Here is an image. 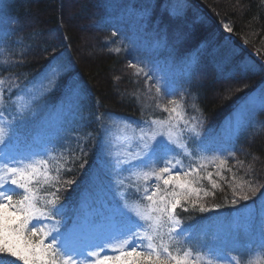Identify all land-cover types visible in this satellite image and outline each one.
Here are the masks:
<instances>
[{
  "label": "snow or ice",
  "instance_id": "6c2138e0",
  "mask_svg": "<svg viewBox=\"0 0 264 264\" xmlns=\"http://www.w3.org/2000/svg\"><path fill=\"white\" fill-rule=\"evenodd\" d=\"M149 8L148 4L143 6V19L148 18ZM173 14H178L175 9ZM225 28L233 31L227 25ZM111 37L120 39L119 46L110 52L135 54L127 68L134 70L137 78L143 77L148 98H170L171 107L157 105L169 114L168 119L130 125L133 135L128 137V147L134 149V155L123 160L111 152L109 129L97 115V136L89 133L74 148L61 147L60 159H56L53 152L59 127L30 138L22 137L16 127L34 119L37 106L46 107L40 102L55 90L67 68L54 64L39 78L29 80L31 87L22 86L21 74L13 71L23 63L22 52L15 50L21 42H10L9 33L0 28V107L15 109L11 120L0 110V264H244L245 257L247 264H264V200L258 214L241 204L264 189V182L237 180L235 173L231 179L225 178L221 169H233L219 153L226 152L235 159L236 152L225 147L214 150L213 142L204 135L203 120L199 116L185 119L186 93L181 90L177 98L174 84L161 74L157 60L145 55L134 39L122 36L118 29ZM167 47V34L157 31L153 51ZM50 58L55 60V50ZM195 63L187 59L188 75ZM253 68L244 66L246 71ZM5 70L7 76L2 74ZM220 71H225V65H220ZM13 89L20 93L18 97L11 95ZM80 94L78 86L68 94L77 108ZM261 94L264 98V89ZM193 111L200 110L193 106ZM254 112L255 106H246L245 124ZM245 124L238 125L233 135L238 137ZM100 137V155L89 179L96 185L107 178L113 197L95 210L82 202L69 216L63 193L88 168L89 149ZM209 152L213 155L208 156ZM50 160H55V168ZM244 163L237 161L241 167ZM209 166L217 171H208ZM217 189L224 193L221 199L233 207L240 206L243 212L230 226L219 227L208 238L202 227L190 222L193 213L223 207L207 203L208 198L219 196ZM109 250L118 254H106Z\"/></svg>",
  "mask_w": 264,
  "mask_h": 264
},
{
  "label": "trees",
  "instance_id": "16d2710c",
  "mask_svg": "<svg viewBox=\"0 0 264 264\" xmlns=\"http://www.w3.org/2000/svg\"><path fill=\"white\" fill-rule=\"evenodd\" d=\"M145 4L150 5L147 19L142 18ZM173 9L178 14H173ZM0 21L6 22L0 28L9 33L10 42H21L15 50L22 52L23 63L13 71L21 74L22 86L50 66L54 50L56 60L64 58L69 74L60 78L49 94L50 104L55 105L61 98L70 79L78 78L86 94L87 109L140 122L167 120L169 114L162 107H171L170 98L149 99L143 77L137 78L134 70L127 68L135 54L109 51L119 46L120 38L111 37L112 31L118 29L122 36L134 39L145 55L159 63H170V79L177 98L181 90L186 93L185 119L199 116L203 120L204 135L213 142L214 150L222 139L224 121L264 81V0H8L0 11ZM225 25L233 31L229 33ZM157 31L167 34L168 47L154 52ZM189 58L196 61L191 75L185 68ZM246 58L255 64L253 70H244ZM222 64L224 72L220 71ZM2 74L7 76V70ZM193 106L200 111L194 112ZM7 108L0 110L6 113ZM91 114L87 112V116ZM73 144L75 147L77 138ZM228 150L235 151L236 157L222 154L233 169H221L225 178L231 179L235 173L237 180L264 182V109L253 113L252 124L232 140ZM89 160L78 182L63 193L69 216L80 209L81 196L96 163L91 156ZM238 160L245 162L243 167L237 164ZM207 170L217 171L211 166ZM222 187L227 189V185ZM244 191L248 189L245 187ZM217 192L219 196L208 198L207 203H220L223 207L193 213L194 219L209 220L216 213L242 209L221 199L224 193L220 189ZM262 192L264 189L255 197L248 192L250 200L241 204H255ZM228 196L230 200V190Z\"/></svg>",
  "mask_w": 264,
  "mask_h": 264
},
{
  "label": "rangeland",
  "instance_id": "374dc122",
  "mask_svg": "<svg viewBox=\"0 0 264 264\" xmlns=\"http://www.w3.org/2000/svg\"><path fill=\"white\" fill-rule=\"evenodd\" d=\"M7 1L8 0H0V11L6 5ZM139 47L141 48V46ZM54 64H61L66 66L67 70L63 73L61 78H64L69 74L68 65L66 62H64V58H61L59 61L56 60L55 58V60L51 62L50 66H53ZM245 65H254L255 67V64L250 58H246L243 67ZM50 66L45 68L42 71V74L47 72ZM159 66L161 68V74L164 75L165 78L167 80H170V82L172 83V80L170 78H171V74H173V70L171 69L170 63H165V64L159 63ZM42 74L37 76L36 79L39 78ZM31 86H32L31 84H28L25 85L24 87H31ZM77 86L79 87L81 93L78 108L73 105V102L71 101L68 95L70 90L75 89ZM261 89H264V81H262L259 84L258 89L256 91L249 93L246 96V98L240 103V105H238L236 111L224 121V131L221 136L222 139L216 148L225 147L229 149L231 147L232 140L235 137H237L236 135H233L234 129H236L238 125L245 124L246 106H255V111L258 109H264V107H261V104L264 103V98H262ZM11 95L13 97H18L20 93L12 92ZM40 103L42 105H46V107L41 109L39 106H37L35 118L29 119L24 124L17 123L16 131L22 137L27 136L30 138L32 136H37L42 132L52 131L57 127H59L60 132H59V140L57 141V149L55 152H53V156L56 157V159H60L61 147H66V148L74 147L73 143L75 138H77V142H78L79 140L78 138L82 140L89 133H91L93 137L97 136V131H96L98 126V122L96 120L97 115L101 116V121L109 129L108 140L110 141L111 144V149H110L111 152L113 154L120 155L121 159L123 160L131 159V156L134 155V149L128 147V137L133 135V128L130 125H137L140 124L142 121L140 122L135 119L134 120L126 119L113 115L109 117L107 113H100L93 108L87 109L89 105L87 106L86 94L82 87V83L78 78L70 79L68 86L64 90L63 97L58 102V107H56L57 111L55 112L52 111L53 108L52 109L50 108L45 98ZM61 105L62 108L60 107ZM87 112H90L92 114L87 116ZM3 113L5 119L11 120L15 116V109L14 107L8 106L7 112L6 113L3 112ZM125 121H127L128 124H125L124 123ZM251 124H252V117L246 122L243 130L247 129ZM93 129L95 130V133H92ZM241 132H239V134ZM101 138L102 137L96 140L97 143L94 147H90L92 151L90 153V156L92 157L94 162L96 160V164H97L98 156L100 155L99 140ZM219 154L222 155L224 153H219ZM185 163L187 164L188 161L185 160ZM50 165L53 168L57 166L55 160H50ZM94 168H96L95 164L93 169ZM124 175H128V173L125 172ZM134 179L135 177H133V180ZM125 182L127 183L128 181ZM83 194L84 195L81 198V202L85 201L88 208L91 210L98 209L101 205L111 200L113 197V192L109 187L107 178H103L96 185H93L89 182V186L84 191ZM261 200H264V192H262V194L258 197L255 204L249 206L248 208L249 209L254 208L258 214ZM242 212L243 209H238V210L229 209L227 211L216 213L215 217L212 219L201 220L200 218H198V219H194L191 223L198 227H202L205 230L207 237L211 238L214 234H216L217 229L219 227L230 226L233 219L238 218L242 214ZM221 220L224 222L223 225L219 223V221ZM106 254L116 255L118 253L109 250L106 252ZM247 260L248 257H245L244 264H247Z\"/></svg>",
  "mask_w": 264,
  "mask_h": 264
}]
</instances>
